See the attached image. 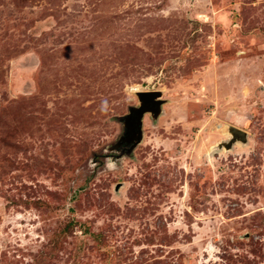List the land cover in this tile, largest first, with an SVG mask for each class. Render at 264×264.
Here are the masks:
<instances>
[{"label": "rangeland", "instance_id": "1", "mask_svg": "<svg viewBox=\"0 0 264 264\" xmlns=\"http://www.w3.org/2000/svg\"><path fill=\"white\" fill-rule=\"evenodd\" d=\"M0 264H264V0H0Z\"/></svg>", "mask_w": 264, "mask_h": 264}, {"label": "water", "instance_id": "2", "mask_svg": "<svg viewBox=\"0 0 264 264\" xmlns=\"http://www.w3.org/2000/svg\"><path fill=\"white\" fill-rule=\"evenodd\" d=\"M139 106L131 109L128 117L125 118V127L127 128V135L125 140L132 142V147L128 151L131 153L139 144L142 143L144 134V117L146 114H151L154 119L158 120L162 115V103L159 98L162 96L160 92H137ZM229 134L231 135V141L229 143L219 144L218 148L222 150L232 149L234 144L240 142L246 144L248 141V134L246 131L240 130L236 127H229Z\"/></svg>", "mask_w": 264, "mask_h": 264}]
</instances>
